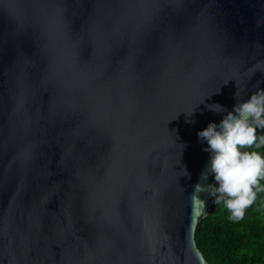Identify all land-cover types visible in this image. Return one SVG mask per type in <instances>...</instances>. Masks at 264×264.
<instances>
[{
	"label": "water",
	"instance_id": "95a60500",
	"mask_svg": "<svg viewBox=\"0 0 264 264\" xmlns=\"http://www.w3.org/2000/svg\"><path fill=\"white\" fill-rule=\"evenodd\" d=\"M259 89L264 0H0V264H210L197 133Z\"/></svg>",
	"mask_w": 264,
	"mask_h": 264
},
{
	"label": "clouds",
	"instance_id": "9594fccd",
	"mask_svg": "<svg viewBox=\"0 0 264 264\" xmlns=\"http://www.w3.org/2000/svg\"><path fill=\"white\" fill-rule=\"evenodd\" d=\"M235 96L238 102L231 111L219 103L206 105L209 111L226 114L219 123L209 122L197 133L201 143L206 142L204 151L210 156L201 180L212 174L215 183L198 184L195 196L207 191L215 203L223 204L232 221L239 222L255 201L257 192L264 191L261 185L264 154L252 150L264 147V135H257V129H264V89L253 92L247 99L241 97L239 90ZM193 111L186 112L187 116L191 117ZM184 173L188 175L186 170Z\"/></svg>",
	"mask_w": 264,
	"mask_h": 264
},
{
	"label": "trees",
	"instance_id": "16d2710c",
	"mask_svg": "<svg viewBox=\"0 0 264 264\" xmlns=\"http://www.w3.org/2000/svg\"><path fill=\"white\" fill-rule=\"evenodd\" d=\"M264 135V129H257ZM256 150L264 154V147ZM212 175V184H214ZM211 184V185H212ZM264 185V181H261ZM196 230V241L210 264H264V191L257 192L244 219L234 222L223 204L215 203Z\"/></svg>",
	"mask_w": 264,
	"mask_h": 264
}]
</instances>
